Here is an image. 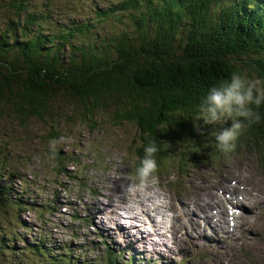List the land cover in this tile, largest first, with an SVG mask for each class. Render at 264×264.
Instances as JSON below:
<instances>
[{
	"label": "rangeland",
	"instance_id": "1",
	"mask_svg": "<svg viewBox=\"0 0 264 264\" xmlns=\"http://www.w3.org/2000/svg\"><path fill=\"white\" fill-rule=\"evenodd\" d=\"M7 2L0 0L1 28L8 19L1 10L8 8L4 5ZM47 2L53 6V19L58 24L67 19H96L89 0H33L32 6L41 9ZM110 2L114 4L115 0H103L101 5L108 6ZM129 14L120 12L100 19L101 27L93 30V38L133 29V20H125ZM260 22L264 24L263 19ZM134 35L137 33L132 32ZM260 58L251 55L238 62L244 68L247 60ZM248 72L250 77H259L253 70ZM83 105L67 95H57L56 103H51L55 119L51 123L45 115L42 119L26 120L0 107V264H64L61 260H48L50 257L40 259L28 249L39 234L56 247L67 244L77 259L70 264H106L103 239L118 253L114 254V264H124L125 260H132L133 264H264L263 127H247L226 152L216 147L212 132L204 138L201 133L196 143L188 136L160 139L155 170L138 180L133 173L139 160L135 152L139 143L137 127L116 122L113 107L84 118ZM229 125L230 121H226L224 127ZM53 153L63 159L61 165L55 164ZM6 157L11 161H4ZM98 192L115 196L122 205L104 202L95 207L99 212H88V208H94L91 203L95 199L102 200ZM140 201L147 208L163 202L158 205V212L169 226L162 227V231L149 221L130 226L132 219L126 214L138 212ZM195 201L200 205L211 203L202 209L210 219L199 216L202 210L194 205ZM217 205L224 211L222 216L213 217L211 211ZM235 205L241 212L230 232L225 210L234 212ZM113 208L117 211L111 212ZM145 212L152 218L156 215L152 210ZM114 215L133 232L136 228L145 234L153 232V228L161 232L162 241L168 243L165 250L155 245V235L153 240L144 236L143 245L139 246L144 249L141 253L129 243L131 238L126 240L125 233L119 235L114 229H106L104 223L113 221ZM213 219L217 221L213 225L221 229L219 234L209 231ZM96 227L107 238L97 233ZM206 232L210 235L206 236ZM135 235L134 239H138Z\"/></svg>",
	"mask_w": 264,
	"mask_h": 264
},
{
	"label": "trees",
	"instance_id": "2",
	"mask_svg": "<svg viewBox=\"0 0 264 264\" xmlns=\"http://www.w3.org/2000/svg\"><path fill=\"white\" fill-rule=\"evenodd\" d=\"M32 1L8 0L1 9L8 19L0 27V107L26 120L45 115L50 123L57 95L82 102L84 118L113 107L116 122L139 131L138 180L144 146L154 143L157 161L160 139L188 136L196 143L201 133L204 138L213 131L193 120L208 86L232 71L251 76L249 69L264 78V0H115L108 6L89 0L94 22L62 24L48 2L35 9ZM120 12L130 13L125 20H133V29L93 38L100 19ZM251 55L261 58L241 68L238 61ZM258 111L260 123L250 126L264 129V105ZM53 157L61 165L58 153ZM33 244L28 249L40 259L74 260L60 253L70 251L67 244L51 248L42 234ZM114 254L106 249V264H114Z\"/></svg>",
	"mask_w": 264,
	"mask_h": 264
},
{
	"label": "clouds",
	"instance_id": "3",
	"mask_svg": "<svg viewBox=\"0 0 264 264\" xmlns=\"http://www.w3.org/2000/svg\"><path fill=\"white\" fill-rule=\"evenodd\" d=\"M264 105V78L250 77L244 71H232L226 79H220L207 87L196 105L194 121L213 127L212 136L216 147L223 152L230 151L237 137L253 123L261 120L258 109ZM226 121L230 125L224 127ZM194 123V127H195ZM153 144L144 146L136 173L146 178L155 170L152 159Z\"/></svg>",
	"mask_w": 264,
	"mask_h": 264
},
{
	"label": "bare ground",
	"instance_id": "4",
	"mask_svg": "<svg viewBox=\"0 0 264 264\" xmlns=\"http://www.w3.org/2000/svg\"><path fill=\"white\" fill-rule=\"evenodd\" d=\"M113 170V169H112ZM113 178V177H112ZM116 185V184H115ZM150 185V184H149ZM142 186V185H141ZM115 186H113V188H114ZM116 188V187H115ZM144 190V189H143ZM149 191V190H148ZM151 191V190H150ZM145 192V191H144ZM113 193V192H112ZM134 193V192H133ZM141 193V192H140ZM154 193V192H153ZM183 193H184V191H183ZM194 193V192H193ZM142 194V193H141ZM145 194V193H144ZM150 194V193H149ZM98 195L99 196H101L102 197V200H98V199H95L94 201H93V203H91L93 206H94V208L93 209H91V208H88V212L89 211H96V210H98V209H96L95 210V207H98V206H100V205H102V204H104V202H106V203H112V202H114L115 204H119L120 205V203H117V201L115 200V196H111V197H108V193H106V192H98ZM115 195V194H114ZM131 195H133V194H131ZM136 195V194H135ZM151 195V194H150ZM152 196V195H151ZM121 197V196H120ZM135 197V196H134ZM137 197V196H136ZM141 197V196H140ZM213 198H215V196H212ZM148 198V197H147ZM151 198V197H150ZM87 199V198H86ZM91 199V198H90ZM126 199V198H125ZM143 199H144V197H143ZM157 199V198H156ZM119 200V199H118ZM124 200V199H123ZM138 200V199H137ZM90 202V201H89ZM129 202V201H128ZM147 202V201H146ZM165 202V201H164ZM113 203V204H114ZM141 203H142V201H140L139 202V211L137 212H135V210L134 211H129V212H127V214H126V216L127 217H129V219H132V224L130 225V226H135L136 227V225L138 226L139 225V221H141L142 222V224H145V223H147L148 221L149 222H151V223H153V225L155 226V228L156 227H158V229H161L162 228V226H163V216H162V213L161 212H158V209H159V206L158 205H161L162 203L161 202H159L158 204H154L153 203V205H152V207H149V208H147V205H144V204H142V206H141ZM133 204V203H132ZM122 205V204H121ZM120 205V206H121ZM130 205V204H129ZM134 205H135V203H134ZM169 207H172L170 204H167ZM194 205L196 206V207H199V208H201V209H205V208H207L208 206H210L211 205V203L210 202H206V203H204V205H200V203H199V201H195V203H194ZM104 206V205H103ZM151 206V205H150ZM126 207V206H125ZM131 207V206H130ZM137 207V206H136ZM240 208L239 206H237V205H235V208ZM252 207H253V205L252 204H250V209L252 210ZM138 208V207H137ZM133 209V208H132ZM110 210V209H109ZM129 210V208L127 209V211ZM150 210H152V211H155L156 212V215L154 216V218H152V217H150V213H149V215H148V213L147 212H145V211H150ZM114 211H117L116 210V208H113L112 210H111V212H114ZM174 211V210H173ZM175 212V211H174ZM228 212V211H227ZM145 213V214H144ZM123 215V214H122ZM115 216V215H114ZM112 216L113 218H114V220L113 221H111V222H109V223H104V227L106 228V229H109V230H115V232L117 233V234H119L120 235V233H125L126 234V240L128 241V239L129 238H131V242H129L132 246H134L135 248H138V249H140L139 251L141 252V253H144V249L142 248H140L139 246H142L143 244H142V241H141V239L143 238V233L142 232H139L138 231V228H136L135 229V232H133V231H131V229L130 228H128V226L125 224V223H123V222H119V220H118V217L117 216ZM151 216H153V215H151ZM205 216V215H204ZM120 217V216H119ZM202 217V216H201ZM134 222H137V223H134ZM125 226V227H124ZM97 228V230L99 229V227H96ZM155 228H153L152 229V234L150 233V238H151V240H153L152 239V237H154V235H155V239L157 238L158 240H155L154 241V243H155V245H160L161 247H163L162 249L163 250H165V246H166V244H165V242H162V239L164 238V236L163 235H161V232H158V231H162V230H158L157 232H156V230H155ZM164 232V231H163ZM132 233H133V235H135L134 233H136V237L138 238V239H134V236L132 235ZM158 233H160V234H158ZM167 240V239H166ZM161 241V242H160ZM114 244L115 245H118L119 243L118 242H114ZM115 260V259H114ZM131 264H133V262L131 263Z\"/></svg>",
	"mask_w": 264,
	"mask_h": 264
}]
</instances>
